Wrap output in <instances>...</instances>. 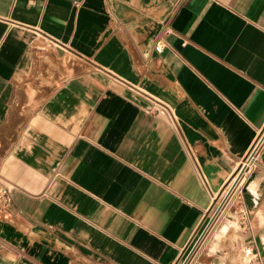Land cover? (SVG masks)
<instances>
[{
    "label": "crops",
    "instance_id": "1",
    "mask_svg": "<svg viewBox=\"0 0 264 264\" xmlns=\"http://www.w3.org/2000/svg\"><path fill=\"white\" fill-rule=\"evenodd\" d=\"M263 130L264 0H0V264H177ZM259 158L205 257L264 264Z\"/></svg>",
    "mask_w": 264,
    "mask_h": 264
},
{
    "label": "built area",
    "instance_id": "2",
    "mask_svg": "<svg viewBox=\"0 0 264 264\" xmlns=\"http://www.w3.org/2000/svg\"><path fill=\"white\" fill-rule=\"evenodd\" d=\"M79 5L78 2L75 3ZM154 51L160 54L163 51V44L157 40L154 45ZM153 105L158 114L164 116L170 114V111L158 101ZM264 142V130L255 139L246 155L239 162L236 170L226 182L220 194L211 195V205L203 221L202 235L205 234V242H208L217 232L222 221L229 216L230 204L240 193L241 188L247 177L260 166V151ZM12 202L10 189L0 183V211H6Z\"/></svg>",
    "mask_w": 264,
    "mask_h": 264
},
{
    "label": "rangeland",
    "instance_id": "3",
    "mask_svg": "<svg viewBox=\"0 0 264 264\" xmlns=\"http://www.w3.org/2000/svg\"><path fill=\"white\" fill-rule=\"evenodd\" d=\"M202 229L203 227L199 230L197 235H195V238L189 243V245L183 252V255L179 258L177 264H216L219 262L223 264H250L251 258L248 257H246L242 261H233L231 263L228 262L226 258L236 254L235 252H230L232 249H228L225 252L218 254L217 256H215L214 260L205 257L204 255L207 252L205 250V246L207 242H205V234L202 235ZM216 239L220 238L216 237ZM223 244L226 245L225 247L229 248L228 243Z\"/></svg>",
    "mask_w": 264,
    "mask_h": 264
},
{
    "label": "bare ground",
    "instance_id": "4",
    "mask_svg": "<svg viewBox=\"0 0 264 264\" xmlns=\"http://www.w3.org/2000/svg\"><path fill=\"white\" fill-rule=\"evenodd\" d=\"M230 218V217H229ZM231 221V220H230ZM229 223V222H228ZM231 223V222H230ZM233 223V222H232ZM234 224H235V222H234ZM231 228V227H230ZM227 233V228H223L222 230H221V232L220 233H218V234H216V237H218L219 238V236L220 235H225ZM243 259H245V258H243ZM247 264V263H246Z\"/></svg>",
    "mask_w": 264,
    "mask_h": 264
}]
</instances>
